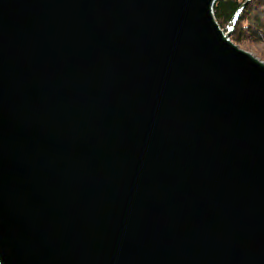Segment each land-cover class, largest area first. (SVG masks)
Here are the masks:
<instances>
[{
	"label": "water",
	"instance_id": "1",
	"mask_svg": "<svg viewBox=\"0 0 264 264\" xmlns=\"http://www.w3.org/2000/svg\"><path fill=\"white\" fill-rule=\"evenodd\" d=\"M217 0H0V264H264V62Z\"/></svg>",
	"mask_w": 264,
	"mask_h": 264
},
{
	"label": "trees",
	"instance_id": "2",
	"mask_svg": "<svg viewBox=\"0 0 264 264\" xmlns=\"http://www.w3.org/2000/svg\"><path fill=\"white\" fill-rule=\"evenodd\" d=\"M213 14L218 24L227 29L236 14L230 39L237 45L264 41V0H217Z\"/></svg>",
	"mask_w": 264,
	"mask_h": 264
},
{
	"label": "rangeland",
	"instance_id": "3",
	"mask_svg": "<svg viewBox=\"0 0 264 264\" xmlns=\"http://www.w3.org/2000/svg\"><path fill=\"white\" fill-rule=\"evenodd\" d=\"M237 45V44H236ZM239 48L251 53L257 59L264 62V41L247 42L245 45H237Z\"/></svg>",
	"mask_w": 264,
	"mask_h": 264
}]
</instances>
